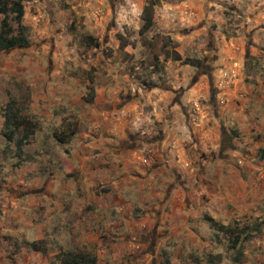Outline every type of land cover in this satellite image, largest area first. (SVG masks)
I'll use <instances>...</instances> for the list:
<instances>
[{"label": "crops", "instance_id": "0c3cea01", "mask_svg": "<svg viewBox=\"0 0 264 264\" xmlns=\"http://www.w3.org/2000/svg\"><path fill=\"white\" fill-rule=\"evenodd\" d=\"M252 38L264 60V30ZM248 58L214 61L198 81L161 90L149 110L115 98L111 85L95 86L89 103L70 86L31 90L37 129L22 146L31 158L5 159L0 134V264H59L61 251L78 248L96 264L216 254L218 264L229 255L264 264V61L249 70ZM69 112L78 126L59 143L54 130ZM212 222L247 231L229 248ZM40 240L44 254L24 244Z\"/></svg>", "mask_w": 264, "mask_h": 264}, {"label": "rangeland", "instance_id": "374dc122", "mask_svg": "<svg viewBox=\"0 0 264 264\" xmlns=\"http://www.w3.org/2000/svg\"><path fill=\"white\" fill-rule=\"evenodd\" d=\"M22 4V23L28 29L29 43L24 48L0 51L1 116L8 101L7 92L18 99L22 95L15 89V81L23 82L30 93L46 90V86L61 91L60 85H64L63 88L70 86V91L74 89L77 94L80 89L87 92L88 81L73 75L83 69L90 71L94 87L111 85L115 98L149 110L161 90L175 91L185 81L187 84L193 78L198 81L214 61L230 59L232 55L242 61L247 55L249 70H254L263 59L260 56L257 59L251 45L259 42L257 38L253 41L255 30H264V0H161L155 7V24L145 39L158 46L160 37L169 35L177 43L176 50L182 58L199 59L201 66L162 61L161 56L160 71L148 67L147 53L140 44L143 0H23ZM117 33L125 34L133 44L125 49L131 55L128 60H123L118 52ZM262 34L259 31L255 35ZM86 36H92L97 47L86 46ZM259 44L264 45V39ZM108 48L113 52L110 58L104 56ZM204 80L206 91L208 84ZM198 98V104L207 102L201 94ZM65 119L66 123L59 122L56 129L66 127L68 122H77L78 126L79 119L73 112ZM13 151L14 148H6L8 155ZM218 237L227 239L224 242L230 248L224 232ZM206 257L194 256L192 262L203 264ZM236 258L229 255L225 263L237 264Z\"/></svg>", "mask_w": 264, "mask_h": 264}, {"label": "trees", "instance_id": "16d2710c", "mask_svg": "<svg viewBox=\"0 0 264 264\" xmlns=\"http://www.w3.org/2000/svg\"><path fill=\"white\" fill-rule=\"evenodd\" d=\"M161 0H143V6L140 13V27L138 35L141 38L140 44L144 51L147 53V65L155 71L161 69V56L162 61L172 60L180 62L182 65H189L192 67H200L201 61L199 59L182 58L180 53L176 50L177 43L169 36L162 35L160 43L157 46L153 40L145 39V34L150 31L154 26V13L155 7ZM23 0H0V51H5L13 48H24L29 43L28 29L22 23L23 17ZM118 40V52L123 60H128L131 55L125 49L133 44L130 39L122 33L116 34ZM86 46L97 47L98 43L92 36H86ZM106 58L113 56L112 49L108 48L104 52ZM74 77H83L88 81L86 91L82 95L84 102L89 103L93 101L95 96L94 78L90 71L83 69L76 70ZM15 89L22 92L21 97L11 95L7 92L8 101L2 108L3 125L0 134L8 143L6 148H10L9 144L13 145L14 151L11 155L16 157L19 161L30 159V156H24L22 152L23 143L26 142L32 135H34L37 125L30 120L26 114V103L30 100V88L23 82L15 81ZM66 123V119L62 120L61 125ZM77 129V122H68L66 127L54 130V138L59 143H67L73 136ZM6 148L3 150L4 158H8ZM7 156V157H6ZM211 227L217 231L224 232L229 239L230 248H235L239 243L241 234H245L247 227L238 226H222L219 224L211 223ZM240 230V233H239ZM240 236V237H239ZM34 251L41 253L46 252L45 240L25 242ZM222 254L214 256H207L206 261L212 264H218L222 261ZM238 260V258H236ZM59 264H96L94 254L86 248H78L71 251H61L58 254Z\"/></svg>", "mask_w": 264, "mask_h": 264}]
</instances>
